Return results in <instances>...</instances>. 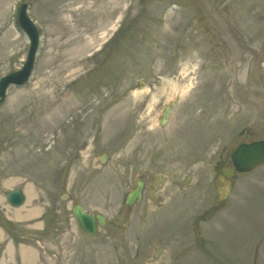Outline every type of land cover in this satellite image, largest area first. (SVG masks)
<instances>
[{
	"label": "rangeland",
	"instance_id": "1",
	"mask_svg": "<svg viewBox=\"0 0 264 264\" xmlns=\"http://www.w3.org/2000/svg\"><path fill=\"white\" fill-rule=\"evenodd\" d=\"M22 2L41 38L31 80L11 86L0 103V264H152L144 258L153 243L141 256L133 235L146 229L147 238L159 224L169 234L180 223L190 231L183 239L212 245L167 264H255L260 242L256 264H264V165L238 174L224 207L196 218L216 196L213 165L221 154L227 161L242 128L249 139L264 138V79L253 62L264 56V0H0V78L28 53L17 24ZM184 63L197 69V86L169 95L163 77H179ZM144 81L159 95L150 112L151 95L131 99ZM171 99L169 122L156 123ZM124 108L121 117L110 114ZM189 173L196 184L181 192L191 199L177 201L179 189L169 184L161 192L174 208L167 215L146 202L126 215L137 177L180 182ZM12 182L23 184L22 206L3 195ZM75 202L110 220L118 213L128 239L115 237L114 225L102 236L83 233ZM35 238L46 241L45 254Z\"/></svg>",
	"mask_w": 264,
	"mask_h": 264
},
{
	"label": "flooded vegetation",
	"instance_id": "2",
	"mask_svg": "<svg viewBox=\"0 0 264 264\" xmlns=\"http://www.w3.org/2000/svg\"><path fill=\"white\" fill-rule=\"evenodd\" d=\"M261 37V36H259ZM262 39V37H261ZM263 40V39H262ZM260 40V41H262ZM249 50L248 47H240L239 48V52L240 54L242 55L245 51ZM228 52H230L229 50H227ZM225 52V60L226 61H229V56H230V53L228 52ZM227 57V59H226ZM264 56H254V59H253V62H256V64L259 65V74H258V82L261 83V77H263L264 79V61L262 60ZM231 63V62H230ZM251 73L249 72L248 75H250ZM262 75V76H261ZM251 76V75H250ZM249 76V77H250ZM249 80V79H247ZM249 81H253L255 82L256 79H250ZM241 82H246V80L244 81H241ZM239 87H245V86H240V84L238 85ZM264 86V85H262ZM255 87V86H254ZM257 92L258 94H260V90L257 89ZM262 103V101H261ZM243 105V108L245 109V102H242ZM242 106L239 107V109H241ZM234 115V113H232ZM250 134V130L248 128H242L241 132H240V136L238 137V139L236 140V145H238V141H242V143H248V142H251L253 140H256V139H262L261 137L259 138H248ZM224 154H221L219 156V158L216 160L215 164L213 165V168L215 170V174L213 176V178H211L212 182L214 183V186L216 188V196L215 198L212 200L211 204L205 208L202 212H200L199 214H197L196 218H198L200 221H203V220H206V218L212 214V209L213 206H214V203L217 199V197L219 196L218 195V191H217V187L219 185V182L222 181L221 180V177L223 176L225 178V167H229L232 165V162L230 160V156L228 155V157L226 158L227 161L225 162V159H224ZM212 165V164H211ZM141 176V175H140ZM158 175H154L152 178H149V176H146V178H149L148 180L145 179L143 176H141L140 178L143 180V184H144V192H143V200L141 203L139 204H136L135 206H141L142 204L144 205V203L146 202L147 204H151L153 207H155V209H158L159 212L161 213H158V215H160V217L164 216V215H167L168 212H170L173 208V206L171 205H166L165 202H166V199L167 197L163 196V194L160 192H157L156 191V188L157 186L160 184L158 182V184H156L155 182L156 181H159L158 179H156ZM163 176H166L167 177V182L165 184V186L163 187V189L165 187H167L169 184L171 185H174L175 187H177L179 189L178 191V195L179 196H175L177 199V201L179 200H185V199H191V197H182V192H181V188L184 186H186V184H190V185H193V181H195V184H196V178L195 176L191 175V173L187 174V176H185L184 178H182V180L180 182H174V180H170V177L168 175H165L163 174ZM193 180V181H192ZM136 182V181H135ZM206 184V183H204ZM136 186V183L134 185V187ZM221 187V186H219ZM218 187V188H219ZM203 188H205V185L203 186ZM163 191V190H162ZM205 194V192H204ZM201 197V196H200ZM204 197L201 198V200L199 201H194V208H196V210L198 209V204L201 203L203 204L204 203ZM156 200H159V202L157 204H159L158 206L153 204L154 202H156ZM181 204H184V203H181ZM221 204V203H220ZM134 206V207H135ZM134 207H130L127 209V212H126V215L128 217L132 216V210L134 209ZM195 210V211H196ZM111 220L108 222V225L105 226V227H110V226H113V229L115 231V237H124L126 240L128 239L129 237V233H127L126 231L124 233L121 232V229L118 230V225H119V220H118V213H113L111 215ZM142 216H144L142 214ZM211 216V215H210ZM209 216V217H210ZM208 217V218H209ZM114 223H113V222ZM129 226V222L127 221H124L122 223V226ZM160 225H163V224H159L158 226L152 228L149 232V235L147 236L146 238V235H145V232H146V229L144 230H140L139 229L137 230V233H135V235H133V238H135L138 243L137 245H135L137 247V249L139 248V253L141 254V256H143V253L144 252H147L146 251V247L145 246H148V244H152V248L150 249V251L148 252L149 254H147L148 256H146L144 258V262L145 263H152V264H167L168 262H171L173 260V258L176 256L178 257H182L185 253L193 250V249H196L198 251H200L201 253H204V252H208V243H207V239L204 237V238H196V240L194 241L193 238L189 237L190 235V231L187 229L188 228H184L183 226L184 225H188V223H185V224H178V227L177 228H173L172 231H170V233L166 234L164 233V229L162 228H159ZM108 227V228H109ZM124 228H122L123 230ZM125 230V229H124ZM106 231L105 228L103 229H100L98 235H101L102 236V233H104ZM100 233V234H99ZM188 235V238L187 239H183L185 236ZM174 235H176L181 241H176L175 239H173ZM169 240V241H168ZM165 241H168V244L170 242H173V246L177 247L176 250L172 251L170 250V246H168L167 244H165L166 242ZM207 243V246L204 244V243ZM130 255H132V253H130Z\"/></svg>",
	"mask_w": 264,
	"mask_h": 264
},
{
	"label": "water",
	"instance_id": "3",
	"mask_svg": "<svg viewBox=\"0 0 264 264\" xmlns=\"http://www.w3.org/2000/svg\"><path fill=\"white\" fill-rule=\"evenodd\" d=\"M27 4H23L19 9V24L22 30L28 35L31 41V47L29 50L28 59L24 65V67L16 72L10 73V75L3 76L0 80V102H2L5 98L7 88L10 85H23L29 78L33 69V64L35 61V54L37 53L39 46L40 35L38 29L30 16L27 14ZM171 104L164 111V119L162 120V124L167 121V115L170 113ZM239 145L235 147H230V155L231 159L234 163V166L226 171L227 176H233L235 171H249L252 170L253 167H256L259 164L264 163V140L253 141L251 143H242L238 141ZM228 181L227 189H230V183ZM143 184L138 182V186L130 192L127 203L132 205L137 200L138 202L142 199L143 192ZM4 194L8 200V202L13 206H20L25 202V194L23 191V186L19 185L11 190H5ZM74 215L76 220L80 226V228L84 231H87L91 234H96L98 231V221L102 226L106 224V217L101 214H97L95 217L89 212L84 211L82 204H76L73 207Z\"/></svg>",
	"mask_w": 264,
	"mask_h": 264
},
{
	"label": "bare ground",
	"instance_id": "4",
	"mask_svg": "<svg viewBox=\"0 0 264 264\" xmlns=\"http://www.w3.org/2000/svg\"><path fill=\"white\" fill-rule=\"evenodd\" d=\"M23 3V2H22ZM21 4V3H20ZM28 7V9H29V5H27ZM169 10H171L170 8H169ZM106 23L108 24L109 22H107V20H106ZM106 23H104V26L103 27H105L106 26ZM113 28V27H112ZM111 28V29H112ZM107 33V32H106ZM106 33H103V36H102V38H105V36H106ZM26 37H27V39H28V41H30V39H29V37H28V35L24 32L23 33ZM147 51V50H146ZM147 52H149V51H147ZM182 55V54H181ZM195 74L196 75V73H197V69H195V66H191V65H189V64H187V63H184V64H182V66H181V68H180V74H179V77H173V78H171V77H163V85H164V87H163V89L162 90H164V88H166L165 90H166V92L169 94V92L170 93H172V94H179V95H185V93L186 92H189L188 90H190V88H192L191 89V92L193 91V89L194 88H196V84L198 83V81L196 80V79H194V78H196L195 76H192V74ZM193 74V75H194ZM199 74V73H198ZM180 77H183V80H180L179 78ZM198 79V78H197ZM196 85V86H195ZM40 86V85H39ZM39 86L37 87V88H39ZM43 92V91H42ZM191 92H190V94H191ZM44 93V92H43ZM148 95H151V98H150V100H148L149 102H148V105H147V111H152V110H154V107H155V105H156V103H157V101H158V94L157 93H153V90L151 89V88H149L148 86H139V88H136V89H134L132 92H131V99L135 102V101H138V100H140L143 96H148ZM170 95V94H169ZM42 96V95H41ZM7 99V98H6ZM168 105V107H169V104L167 103L165 106H167ZM117 110V109H116ZM115 110V111H116ZM126 111H127V109L126 108H124V110H121V111H116L115 113L113 112H111L110 111V114L112 115V116H115V115H117L118 113H119V117H121V116H123L125 113H126ZM165 111V110H164ZM164 111L161 113V116L159 117V120L158 121H155L156 123L157 122H160V124L161 125H165V124H167V122H169V120H170V115H171V113H169L170 115H167L166 117H167V121L164 123V124H162L161 122H162V120L164 119ZM111 116V117H112ZM107 157H108V154H102V156L100 157V161L101 162H105V160L107 159ZM166 178V177H165ZM137 182V181H136ZM158 182L159 181H156L155 183L156 184H158ZM12 185H14V187H12V188H9V189H13V188H15V186L17 187V186H19L16 182H12L11 183ZM138 186V182H137V185H136V187ZM143 189V188H142ZM157 189V188H156ZM143 193V192H142ZM3 195L5 196V194H4V192H3ZM115 199V198H114ZM113 199V200H114ZM43 201H45V202H49L48 201V199H46V198H44L43 199ZM141 201H142V199H141ZM159 202V200H156V202H154L153 204H155V205H159V204H157ZM76 204H80V202H76L75 203V205ZM74 205V206H75ZM86 209H85V207H84V211H85ZM47 249V248H46ZM46 249L44 248L43 249V254H45L46 253ZM49 254V253H48ZM49 256H52V255H49ZM43 257L44 258H46L44 255H43ZM52 257H50L49 259H51Z\"/></svg>",
	"mask_w": 264,
	"mask_h": 264
}]
</instances>
